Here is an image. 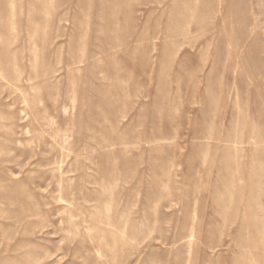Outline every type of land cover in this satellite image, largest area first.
Masks as SVG:
<instances>
[{
	"label": "rangeland",
	"instance_id": "1",
	"mask_svg": "<svg viewBox=\"0 0 264 264\" xmlns=\"http://www.w3.org/2000/svg\"><path fill=\"white\" fill-rule=\"evenodd\" d=\"M0 264H264V0H0Z\"/></svg>",
	"mask_w": 264,
	"mask_h": 264
}]
</instances>
